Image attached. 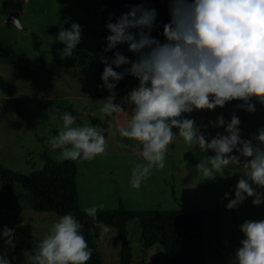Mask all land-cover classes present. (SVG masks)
Returning <instances> with one entry per match:
<instances>
[{"label": "rangeland", "instance_id": "obj_1", "mask_svg": "<svg viewBox=\"0 0 264 264\" xmlns=\"http://www.w3.org/2000/svg\"><path fill=\"white\" fill-rule=\"evenodd\" d=\"M10 14L19 18L21 27L7 21ZM72 23H78L82 30L77 48L95 53L102 33L99 0H0V76L12 90L8 96L0 87V162L28 175L43 167L44 153L54 161H61L59 150L47 149L38 138L48 142L56 136L63 127L62 116L41 108L37 101L71 107L77 112L73 115L76 126L91 124L109 129L105 133L106 155L92 161H75L81 208L103 205L101 209H116L120 202L130 210L196 208L203 217L207 264H230L244 239L240 226L246 220H264V203L253 205L252 198L236 209L226 208L229 200L224 199V194L234 198L235 185L244 171L242 166L230 165L215 181H206L197 173L196 165L215 153L185 144L178 130L173 129L177 134L166 154L165 168L153 169L139 190L132 188V169L144 161L140 150H134L135 142L122 138L119 129L127 126L126 119L133 106L128 100L123 113L105 116L100 109L106 98L96 95L98 69L81 59L76 50L71 57L61 58L64 45L55 37L61 27L68 29ZM32 33L38 35L43 55L33 48ZM251 102L255 112L238 107L242 101H232L223 108L184 115L193 119L210 141L217 133L226 134L223 127L214 126L217 118L222 115L225 121H230L235 114L240 119L241 139L255 144L258 129L264 128V105L256 100ZM121 143L129 147L121 148ZM232 154L239 155L235 151ZM256 190L264 193V189ZM60 217L52 212L35 211L29 192L20 184L15 183L11 192L5 193L0 182V252H7L11 264H31L30 257ZM20 224L32 228L31 252L15 250L3 236L5 228ZM108 227V232L100 228L95 247L103 264H119L120 240L116 230ZM127 233L132 264H166L162 245L147 248L142 244L138 219L128 222Z\"/></svg>", "mask_w": 264, "mask_h": 264}, {"label": "clouds", "instance_id": "obj_2", "mask_svg": "<svg viewBox=\"0 0 264 264\" xmlns=\"http://www.w3.org/2000/svg\"><path fill=\"white\" fill-rule=\"evenodd\" d=\"M156 17L155 9L141 4L106 25L110 35L104 51L127 45L137 57L135 61L120 51L111 60L101 56L105 65L102 86L109 92L100 109L105 116L125 111L115 103L117 83L125 75L139 80V86L127 95L133 106L130 120L119 129L122 138L135 142L134 150H140L144 161L133 167L131 187L139 190L153 169L165 168L166 154L177 134L173 129H177L185 144L215 153L196 165L206 181H215L230 165L242 166L234 198L224 194L229 200L227 209L238 208L248 198L253 205H261L264 193L256 189H264V128L258 129L254 144L241 139L240 119L235 114L230 121L221 115L214 126L223 127L226 134L217 133L208 141L195 121L184 114L223 108L232 101H242L238 107L248 112L256 111L253 100L264 105V0H170L163 43L151 36ZM81 32L78 23L60 28L55 40L64 45L62 59L73 55ZM122 66L129 67L123 72L114 70ZM61 119L63 127L47 142L53 152L59 150V159L92 161L106 155L108 128L76 126V117L68 112ZM120 147L129 145L121 143ZM234 151L239 155H233ZM101 208L103 205L89 207L86 215L95 227L108 232L109 227L97 220ZM82 228L72 213L60 217L30 257L31 264H87L92 250ZM240 231L244 239L230 264H264V220H246ZM12 232L3 230L8 245H12ZM0 264H11L6 251L0 252Z\"/></svg>", "mask_w": 264, "mask_h": 264}, {"label": "trees", "instance_id": "obj_3", "mask_svg": "<svg viewBox=\"0 0 264 264\" xmlns=\"http://www.w3.org/2000/svg\"><path fill=\"white\" fill-rule=\"evenodd\" d=\"M102 3L101 42L95 53L88 54L76 47V54L87 63L98 69L96 95L107 98L109 92L104 88L101 79L105 65L101 56L111 60L115 51H120L131 61L137 57L127 50V45H118L116 49L105 52L106 37L110 35L106 28L109 22H115L122 14L127 13L132 7L144 5L156 10L157 17L151 36L161 43L165 42L163 27L170 22V0H99ZM33 48L43 55L41 42L36 33H32ZM124 67L114 68L123 72ZM139 86V80L130 75L117 83L115 88L116 102L124 108L128 101L127 95ZM0 87L3 92L11 96L12 90L0 76ZM37 104L52 113L62 116L64 112L75 115L77 112L71 107H60L51 101H37ZM59 109L57 112L56 110ZM49 149L50 145L44 138H38ZM44 165L39 170L30 174H22L0 162V182L3 192L10 193L15 183L25 188L31 198L35 211L52 212L58 216L72 213L78 222L83 225L81 234L85 237L88 247L92 250L91 259L87 264H103L100 252L95 247V242L100 238V228L94 226L93 219L86 215L87 208H81L77 190V165L71 160H52L47 153L43 154ZM97 220L116 230L120 240L119 264H132V248L127 233V224L132 219H138L142 244L151 247L160 244L164 249L166 264H207L205 249L203 217L200 210L190 207L179 209L157 210H130L123 206L116 209H99ZM93 229L92 232L89 230ZM12 244L15 250L31 252L34 250L32 228L28 224H20L12 228Z\"/></svg>", "mask_w": 264, "mask_h": 264}, {"label": "water", "instance_id": "obj_4", "mask_svg": "<svg viewBox=\"0 0 264 264\" xmlns=\"http://www.w3.org/2000/svg\"><path fill=\"white\" fill-rule=\"evenodd\" d=\"M8 22L15 24L17 27H21V22L17 16H14L13 14H10L8 19Z\"/></svg>", "mask_w": 264, "mask_h": 264}, {"label": "crops", "instance_id": "obj_5", "mask_svg": "<svg viewBox=\"0 0 264 264\" xmlns=\"http://www.w3.org/2000/svg\"><path fill=\"white\" fill-rule=\"evenodd\" d=\"M130 117H131V114L127 117V119L125 117V119H126L127 122H129Z\"/></svg>", "mask_w": 264, "mask_h": 264}]
</instances>
